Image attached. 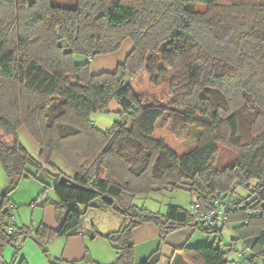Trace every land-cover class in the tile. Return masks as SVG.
I'll return each mask as SVG.
<instances>
[{
  "label": "trees",
  "instance_id": "16d2710c",
  "mask_svg": "<svg viewBox=\"0 0 264 264\" xmlns=\"http://www.w3.org/2000/svg\"><path fill=\"white\" fill-rule=\"evenodd\" d=\"M127 40L132 49L115 70L92 71V60ZM145 77L167 82L164 95L137 91L134 82ZM114 102L127 118L100 130L91 115ZM163 120L179 137L195 129L197 145L180 154L155 137ZM22 127L40 159L22 143ZM222 145L237 156L219 168ZM55 156L73 175L57 168ZM0 162L8 178L0 189V256L29 237L48 254L56 237L96 236L94 225L82 231L79 207L99 200L123 219L99 233L118 255L109 264H137L139 225L154 224L165 239L187 228L221 233L232 221L236 239L254 240L239 264H264V0H0ZM44 164L56 171L58 227L19 226L8 194L31 175L46 184ZM63 175L80 187L60 184ZM239 187L246 193L238 196ZM173 188L191 191V209L170 203L162 213L135 203L139 194ZM227 253L216 243L189 244L169 264H229ZM161 255L157 249L139 264H158Z\"/></svg>",
  "mask_w": 264,
  "mask_h": 264
},
{
  "label": "rangeland",
  "instance_id": "374dc122",
  "mask_svg": "<svg viewBox=\"0 0 264 264\" xmlns=\"http://www.w3.org/2000/svg\"><path fill=\"white\" fill-rule=\"evenodd\" d=\"M75 1L76 0H54V2H58V4L60 3L61 5L62 4L71 5L75 3ZM204 8L205 7L198 5V7H196V10H203ZM131 47H132V43L130 40H128V42H126L121 47L119 53L120 57L122 58V56L125 55L130 50ZM96 59L97 58H95V61ZM76 60L85 61L86 57L77 56ZM93 61L94 60H92L91 64L94 63ZM100 61L108 65V63L110 62V58L108 57L102 58L100 59ZM168 75H171L170 71L168 72ZM142 83L143 84L140 85L138 81L134 82V87L137 91L146 90L149 92H156L164 95L165 89L167 87L166 85L167 82L162 81L160 86H155L149 81V78L142 79ZM126 118H127L126 115H122L120 112H118L115 109L109 111H96L91 115V119L93 120V123L100 130H107L116 121ZM19 135L22 143L26 146L29 152L37 159H40L39 146L37 142L30 136V134L28 133L25 127H22L20 129ZM154 136L164 139L172 149H174L177 153L180 154L194 148L197 145V140H198L195 129L190 130L186 137H179L172 132L169 121L166 120L165 121L163 120L159 123V126L155 130ZM6 139L9 140L10 138L6 137ZM234 151L235 150L227 147L226 145L220 146L219 152L215 159L216 166L222 168L225 167L226 165L233 163L237 156ZM53 162L56 164L59 170H62L68 175H73V170L70 168V166H68V164H66V162L62 158L55 156L53 158ZM44 167L46 170L43 173V179L46 182V184H44L41 180L31 175L29 177H25L21 179L17 187L8 194L7 197L8 203L9 205L13 206L12 209L13 220L18 221L19 224L25 223L30 225L32 223V218L34 217L35 220H37L35 221V224H38V222H40L38 220L41 219H39L38 213H35L33 217V209L35 208L34 206L36 205V208H39L42 212L43 207L41 205V201L45 200L44 202L46 204H49L52 203V199L57 200V195L55 191L52 189V184L54 179L52 175L55 174L56 171L50 165L44 164ZM29 171L33 173L34 168L30 167ZM7 185H8V178L0 162V189H3ZM245 193L246 190L244 188L242 187L238 188V196ZM48 195L49 197H47ZM193 199H195V196L192 195L191 191H189L188 189L173 188V189H163L160 191L153 190L149 193L139 194L135 197V203L138 206L146 207L151 211L165 213L170 203L180 205L186 209H191L192 207L191 202ZM35 202L37 203L35 204ZM96 203L98 204L97 207L92 206L88 208L85 205H80L79 210L85 212L84 220L81 223V227L84 228L86 226H92L93 224L95 227H97L100 230L101 233L120 228L121 221L123 222L121 215L115 212L113 208L106 207L99 200ZM148 225H154V224L145 223L137 226L134 229L133 235H134V241L136 247L135 250L136 259L141 258L142 255L145 254L142 252L146 251V249L147 252L149 251V254L152 252V250L150 249L148 250L150 242L146 246V242L148 240L145 238L148 237V234L151 233L148 228L149 227ZM236 226H237L236 223H233L232 221L223 227L221 233L218 232L217 234L206 233L204 231L197 229L196 231H194V234L190 238L189 244L197 246L200 244L216 243V245H221L222 248L228 252L227 254L229 258V264H239L245 258L246 259L250 258L251 245L253 244L254 240L253 238L236 239V231L234 230ZM154 246H158V242L155 243ZM115 256L117 258L118 256L117 253ZM87 263L89 262L86 263L84 262L83 264H87ZM136 263L139 264L140 261H136ZM256 264H263V260L260 258L257 259Z\"/></svg>",
  "mask_w": 264,
  "mask_h": 264
},
{
  "label": "crops",
  "instance_id": "0c3cea01",
  "mask_svg": "<svg viewBox=\"0 0 264 264\" xmlns=\"http://www.w3.org/2000/svg\"><path fill=\"white\" fill-rule=\"evenodd\" d=\"M126 42H128V40ZM126 42H124V44ZM131 49L132 47L125 55L122 56V58L119 54L121 49L116 53L98 56L96 61L95 59L93 61L94 66L91 64L92 71L100 72L115 70L117 65L124 61ZM106 57L110 58L108 65L100 61V59ZM112 109L119 111L120 108L119 105L114 102L111 105V110ZM47 197H49V195ZM44 201L45 200L41 201V205L43 207L42 212L39 208H36L35 204L37 202H35V204L33 203L35 205V208L33 209V217L35 213H38L39 219H41L38 220L40 221L38 224H35V221H37L35 220V217L32 218V223L30 225L25 223L19 224V222L15 220L16 224L19 226L27 225L30 227H36L43 223L50 228H57L59 224L58 215L63 213V207L59 204L58 197L57 200L52 199V203L49 204H46ZM148 226L151 233L145 238L148 240L146 242V246L150 242L148 250L150 249L152 252L150 251L151 253L149 254V251L147 252L146 249V251L142 252L145 254L142 255L141 258L136 259V261L141 262L149 257L154 251L160 249L162 255L158 264H169L173 254L176 252V249L184 245H189L190 238L194 234L193 229L187 228L173 232L165 239H162L158 229L154 225ZM92 227L93 224L92 226H86L82 228V231L86 233ZM94 228H96V230L101 233L97 227L94 226ZM99 233L94 237L81 232L71 236L56 237L47 244L48 254L44 253L41 245H39L34 238L29 237L22 242L17 252L13 247L8 246L0 256V263L9 262L15 259L16 264H50L52 260L62 257L69 261H76L79 264H83L84 262H89L87 264H109L111 261L113 262L116 259L115 255L117 252L114 247ZM157 242L158 246H154Z\"/></svg>",
  "mask_w": 264,
  "mask_h": 264
},
{
  "label": "water",
  "instance_id": "95a60500",
  "mask_svg": "<svg viewBox=\"0 0 264 264\" xmlns=\"http://www.w3.org/2000/svg\"><path fill=\"white\" fill-rule=\"evenodd\" d=\"M60 184L62 185H70L72 187H80L76 182H74L73 180L69 179L66 176H61L59 179Z\"/></svg>",
  "mask_w": 264,
  "mask_h": 264
},
{
  "label": "built area",
  "instance_id": "2783aa9c",
  "mask_svg": "<svg viewBox=\"0 0 264 264\" xmlns=\"http://www.w3.org/2000/svg\"><path fill=\"white\" fill-rule=\"evenodd\" d=\"M196 207H198V205H196ZM11 228H12V227H11ZM11 228H10V229H11Z\"/></svg>",
  "mask_w": 264,
  "mask_h": 264
}]
</instances>
